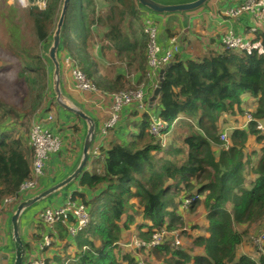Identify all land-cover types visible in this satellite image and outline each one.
<instances>
[{
    "label": "trees",
    "instance_id": "trees-1",
    "mask_svg": "<svg viewBox=\"0 0 264 264\" xmlns=\"http://www.w3.org/2000/svg\"><path fill=\"white\" fill-rule=\"evenodd\" d=\"M29 1L34 3L36 0ZM46 1L44 9L32 5L26 18L16 17L12 6L7 12L0 10L1 17L4 16V19L0 17V48L4 51L7 48L11 57H19L22 61L21 68L15 66L12 58L8 64L0 63V206L4 197L17 195V200L8 205L14 208L29 193L20 191L23 181L32 177L34 159V151L26 141L25 121L46 98L49 59L44 56L42 47L40 51V46L41 43L44 47L48 44L63 2ZM105 1L107 3L103 2L97 10L95 0H86L85 8L94 7L93 14L108 26L110 39H126L123 30L126 17H134L139 23L142 21L136 0ZM156 1L180 3L192 0ZM74 5L75 0H70L63 27L62 45L68 49H71L66 39L71 26L69 10ZM85 19H90V13L84 15ZM130 24H133L132 19ZM23 27L29 29V42H22ZM243 45L237 49L225 47L221 53L194 58L177 55L174 58L163 80L157 82L160 86L158 115L168 123V128L162 132L166 133L165 138L173 133L172 144L165 156L157 155L164 149L165 138L149 133V123L132 142L111 144L103 166L101 164V172H85L80 177V184L94 189L96 194L91 198L85 193L79 194L89 209L90 221L73 237L77 251L74 255L65 252L44 258L45 264H138L136 256L122 250L123 232L137 223L140 214L143 220L152 223L140 239L149 240L165 227L177 230L183 224L176 200L180 191L178 185L184 183L189 190L193 187V179L202 185L198 193L187 195L194 200L191 208L200 203L202 193L208 192L204 204L210 235L194 239L195 245L204 247V254L191 255L165 243L155 247L153 255L166 264H264V254L258 261L247 255L236 260L243 233L235 229L237 225L264 219V148L259 177L251 188H246L243 149L249 135H258V131L254 123L248 130L235 128L229 138L233 144L229 145L220 140L218 129L221 115L235 112V106L241 104L242 95L246 93L257 97L258 107L253 114L264 121V32L257 35L250 47ZM75 57L72 58L78 62ZM115 85H104L101 89L120 90L122 84ZM258 140L264 141V135H258ZM224 144L228 148L222 146L217 152L216 147ZM229 203H233L232 210L227 208ZM137 226L140 230L145 228L142 223ZM62 227L56 228L60 239H65L67 228ZM184 236L185 233L180 232L181 239ZM24 245L26 251L31 248L27 243ZM133 249L139 254H151L143 248ZM29 260L25 256L24 264Z\"/></svg>",
    "mask_w": 264,
    "mask_h": 264
},
{
    "label": "crops",
    "instance_id": "crops-1",
    "mask_svg": "<svg viewBox=\"0 0 264 264\" xmlns=\"http://www.w3.org/2000/svg\"><path fill=\"white\" fill-rule=\"evenodd\" d=\"M242 1L243 0H209L206 5L200 7L198 10L168 14L142 9L137 0L136 3L141 15L142 25L144 24V17L146 14H150L157 20L159 26V43L162 47L169 46L171 37L177 36L183 49V51H180L181 53L179 52L177 55H188L194 58L212 52L221 53L225 49L222 38L230 31H233L236 35L243 38V47H250L251 42L255 41L257 35L264 32V20L259 19L253 12L246 11L234 17L226 14V11L230 7L238 6ZM103 2H105V4L107 3L105 0H95L97 10L102 6ZM86 5V0H75L74 7L79 9L80 17L79 19L76 17L74 20L75 29L70 28L67 30L68 34L66 39L70 42L71 49L62 45L61 42L58 53L61 64V85L64 94L79 105L96 123V134L93 139L89 161L82 174L85 172L92 173L95 172V170L101 172V164L103 166L104 156L110 145L113 143L126 144L132 142L133 137L137 136V134L142 131L143 127L149 123V115L151 113L159 114L160 112V107L157 105L159 102V95L153 104H151V98L154 96L157 86L155 80H151L147 77V72L149 70L147 59L148 37L144 30L140 33L136 27L138 20L134 17H126L123 30L125 31V27L128 25L132 28L134 35L133 37L127 35L126 39L122 37L117 38L116 42V38L112 40L107 34H102L105 33V31H109L108 26L97 20V16L94 15L92 11L94 7H91V9L85 8ZM88 13H90V19L84 21V15ZM130 19H132L133 24H130ZM89 31L92 32L91 35ZM81 33L86 34L83 35ZM74 40L81 41V46L79 48L84 50L81 54L89 57L88 52L90 51L96 58H101V61H97V64H95L92 69H87V64L89 63L83 55H80L73 49ZM51 41L52 36L50 37L48 45H50ZM122 43L125 47L126 44H128L127 48H130L131 51L124 53ZM102 46H104V50L101 48ZM100 52H102L103 55H99L98 53ZM67 55L77 57V63L80 65L81 69L99 85L98 91H84L76 87L74 78L64 63V58ZM46 58L48 57L46 56ZM47 64L49 78L46 98L42 106L32 114L30 122L32 125L34 122L39 121L44 127L58 134L62 138L63 145L58 152L52 153L46 161L44 174L39 178L38 189L26 194L24 199L31 198L52 187L73 172L81 160L85 139L88 133V124L81 116L58 104L52 78L54 66L50 59ZM101 65H104L105 72L100 68ZM118 78H120V82H118ZM116 83L122 84L119 87L120 89L129 88L131 86H144L146 98L150 101V105L148 109H140L135 104L125 106L116 126L104 134L102 133V126L109 118L112 99L109 91L103 90L101 87L104 85L116 87ZM257 107V97L249 93L243 94L241 104L235 106V112H225L221 115L218 122L219 133L227 130L230 138L235 128L248 130L250 125L247 124L246 114L248 112L254 113ZM25 136L29 144L28 134L25 133ZM172 138L173 133H169L165 138V144H163L164 149L157 152L158 157L165 156V151H167L172 144ZM232 144L231 139H229V145ZM222 146L223 145L216 147L217 152L224 147ZM96 148L99 149V155L94 157L92 152ZM263 148L264 141H259L257 134H250L243 149L247 170L244 182L246 188H251L259 177L258 169L263 159ZM96 159L98 160L97 162L95 161ZM99 160L100 163H98ZM81 175L77 180L73 181L62 190L26 208L21 215L20 230L22 239L24 243L29 244L31 247L26 251V258H51L56 254H64L65 252L67 255H74L77 251L76 244L72 242L74 241V236L69 233L67 224L58 222L54 225L53 231L50 232L49 227L40 220L39 213L48 206H62L73 196H75L78 201H81V197L79 196L80 193H85L87 198L94 197L96 194L94 189L80 184ZM170 182L172 184L174 183L173 180ZM191 183L193 187L189 190H187L184 183L178 185L180 191L178 192L176 200L179 206L178 212L182 217L183 224H189L190 220L193 219V224H190L192 226L193 235L188 237L194 240L197 236L210 235L207 231L209 227V220L207 218L208 211L204 204L208 192L206 191L201 194L200 203L196 205L195 208L183 207L182 202L185 197L189 194L198 193V189L202 185L194 179ZM137 201L138 200L135 202ZM15 208L16 207L0 206V264H14L15 261L16 249L13 240V227L11 221ZM227 208L232 210L233 203H229ZM263 221L264 219L251 223H244L235 227L236 230L243 233V241L237 247V259L243 255H247L254 260H259L262 254L255 250L251 242V237L258 233ZM141 223L145 225V228L140 230L138 227V229L134 230L135 225ZM149 225H152L150 220H143L140 214V216L137 217V223L132 225L131 229L128 231L126 230V236H124L125 231L123 232L122 237L125 239H121V241L128 242V240L131 241L135 236L142 237V233L148 231ZM57 226L67 228V236L65 239H60L59 230L56 228ZM136 233H138V235H135ZM49 234H51L52 237V245L41 251L40 246L43 244L45 236ZM184 238L182 240H184ZM128 244H122L120 242L124 253L128 252L133 254L134 249ZM183 250H186L191 255H202L205 251L204 247L195 244L194 248L186 249L184 243ZM150 253V256H152V251ZM152 257L157 260L158 264H166L162 259L154 255ZM189 264H193V262H189Z\"/></svg>",
    "mask_w": 264,
    "mask_h": 264
},
{
    "label": "built area",
    "instance_id": "built-area-1",
    "mask_svg": "<svg viewBox=\"0 0 264 264\" xmlns=\"http://www.w3.org/2000/svg\"><path fill=\"white\" fill-rule=\"evenodd\" d=\"M23 7H29L32 4L38 5L40 8L46 7V0H36L34 3L29 0H17ZM253 12L258 18L264 14V0H243L239 6L230 7L226 14L228 16H238L243 12ZM144 31L147 34V59L149 70L147 77L151 80L158 79L160 70L172 62L175 56L181 51L182 47L179 43L178 37L173 36L170 39V44L167 47H162L159 43V26L150 14H146L144 18ZM222 42L227 48L236 49L242 45V37L236 35L233 31L226 33ZM64 63L71 72L74 78L75 85L80 90L96 92L99 90L98 85L93 79L88 77L81 69L78 63L67 55L64 58ZM112 104L110 107L109 118L102 126V133L106 134L110 129L114 128L121 117L123 108L130 104H135L140 109H148L150 101L146 98L144 86H137L135 88H125L110 93ZM247 124L254 123L255 129L264 135V121L258 119L252 112L246 114ZM168 128V123L161 119L157 113L149 115L148 131L152 135L160 138H165L166 133L162 132L163 129ZM221 139L228 142V131L225 130L220 135ZM165 144V140L164 143ZM29 145L34 151V159L31 167V178L23 181L20 191L33 192L38 189L39 178L44 174L45 164L52 153L58 152L62 148V138L53 133L50 129L44 127L39 121L31 125L29 134ZM93 156L99 155V149H94ZM17 200V195L6 196L3 199L2 207L4 204H12ZM193 199L187 198L184 201V206H189ZM39 218L48 227L50 232L53 231L54 225L58 222L67 224L68 231L72 236H76L83 230L90 221V212L85 203L78 201L76 198L71 197L62 206L46 207L39 213ZM172 234V236H171ZM180 232L178 230H169L163 228L156 231L149 240L140 238L133 239L128 245L136 250L145 249L147 252L152 251L155 247L170 243L173 248L178 249L181 245ZM253 246L259 252L264 254V223L259 229L258 233L251 238ZM52 245L51 234L45 236L43 244L40 246L41 251ZM145 260L141 259L138 264H144ZM28 264H45L44 258L30 259ZM146 264V263H145Z\"/></svg>",
    "mask_w": 264,
    "mask_h": 264
},
{
    "label": "water",
    "instance_id": "water-1",
    "mask_svg": "<svg viewBox=\"0 0 264 264\" xmlns=\"http://www.w3.org/2000/svg\"><path fill=\"white\" fill-rule=\"evenodd\" d=\"M141 5L157 12V13H176V12H188L196 10L204 5H206L209 0H192L188 2L180 3H162L156 0H137ZM70 0H63L61 13L57 21L56 29L52 35V41L46 51V56L52 62L53 69V87L56 95V100L58 104L74 112L75 114L81 116L88 124V133L85 139L83 154L78 166L71 172L66 178L53 185L52 187L34 195L31 198L22 200L15 208V211L12 215V227H13V240L15 243L16 257L14 264H23L25 262L26 249L22 239L21 230H20V218L26 208L34 205L36 202L41 201L56 192L62 190L64 187L68 186L73 181L77 180L82 174L84 168L86 167L93 143V139L96 134V123L94 119L89 116L79 105L72 101L69 97L64 94L61 85V64L58 58V53L60 50L62 42V31L66 20L67 11L69 8ZM171 63L166 65L160 71V81L163 80L165 71L170 67ZM160 93V86L158 85L155 89L154 96L151 98V104L157 99Z\"/></svg>",
    "mask_w": 264,
    "mask_h": 264
},
{
    "label": "rangeland",
    "instance_id": "rangeland-1",
    "mask_svg": "<svg viewBox=\"0 0 264 264\" xmlns=\"http://www.w3.org/2000/svg\"><path fill=\"white\" fill-rule=\"evenodd\" d=\"M62 4H63V2H62ZM32 5H36V4H32ZM32 5H30L29 7H23L18 1H16V0H0V10L1 11H4V12H7L8 11V7L9 6H12L11 7V10L14 12V14H15V16L16 17H18L19 18V16L21 17V18H26L27 17V15H28V11H29V9L31 8V6ZM141 6V5H140ZM239 6V5H238ZM235 7H237V6H235ZM141 8L142 9H147L145 6H141ZM199 9V8H198ZM197 9V10H198ZM0 11V12H1ZM195 11V10H194ZM191 12V11H190ZM69 15H70V19H69V21H68V23H69V25L71 24V26H70V28H72V29H75V23H74V20L76 19V17L79 19V17H80V15H79V9L78 8H75L74 6L73 7H70V10H69ZM59 16H60V14H59ZM0 17H1V15H0ZM4 16H2L1 18L2 19H4L3 18ZM0 18V19H1ZM259 19H262V20H264V14H263V16L261 17V18H259ZM86 20V19H85ZM84 20V21H85ZM3 21V20H2ZM57 21L58 20H56V22L54 23V25L52 26V32L54 33V31H55V29H56V26H57ZM124 24V26H125V23H123ZM3 25V24H2ZM4 27H5V25H3ZM136 27L138 28V30H139V32L141 33V31H143L144 30V24L142 25L141 23H139V22H137V25H136ZM4 29V28H3ZM137 30V31H138ZM89 33H90V35L92 34V32L91 31H89ZM125 33L127 34V35H129L130 37H133V35H134V32H133V30H132V28L129 26L128 27V25H126V27H125ZM81 34H83V35H85L86 33H81ZM103 35H106L107 34V32L105 31V33H102ZM23 35H24V37L22 38V42H29V38H30V32H29V29H28V27H23ZM53 35V34H52ZM5 40V39H4ZM5 41H7V38H6V40ZM116 42H117V37H116ZM72 45H73V43H72ZM81 46V41H75L74 40V51L75 52H78L80 55H83V54H81V52H83L84 50H82L81 48H79ZM122 46H123V52L124 53H128V52H130L131 51V49L130 48H126L124 45H123V43H122ZM44 49L43 50V54H44V56H46V51H47V49H48V47H49V45L47 44V45H45V47H44V45H43V43H41V46H40V51H42V48ZM101 48H103V50H104V46H102ZM0 52H1V54H0V63H2V64H4V63H6V64H8L9 62H10V60H9V58H12L13 60H14V62H15V66L16 67H18V68H21L22 67V61H21V59L19 58V57H11V52H9V50H7V48H6V51H4V50H2L1 48H0ZM74 52V53H75ZM99 55H103V53L102 52H100V53H98ZM88 55H89V57H87L86 55H83V57L86 59V61L89 63V64H87V69H92L94 66H95V64H97V61H101V58H96L95 56H93V54L89 51L88 52ZM101 69H102V71H104L105 72V68H104V65H101V67H100ZM158 81V79H155V82H157ZM23 85V84H22ZM112 91H110L109 93H111ZM32 119V116L29 118V119H27L26 121H25V127H24V130H25V132H26V134H28V136H29V132H30V129H31V122H30V120ZM246 174H247V170H246ZM8 205L9 204H4L3 205V207H8ZM48 207H55V206H48ZM193 222V219H191L190 220V222H189V224H182V225H180L179 226V228H177V230L179 231V232H184L185 233V238H184V240H181V245L178 247V249H183V243H184V245H185V248L186 249H191V248H194V244H193V239L192 238H189L188 236H190V235H193V232H192V226L190 225V224H193L192 223ZM195 226V225H194ZM136 229H138V226L137 225H135V228H134V230H136ZM128 231V230H127ZM127 231H125V235L124 236H126L127 235ZM135 235H138V233H136ZM171 236H172V234H171ZM136 237L137 238H140L139 236H135L134 238H132V240L133 239H136ZM121 239H125L124 237H121ZM131 240V241H132ZM130 240H128V242H124V241H120L122 244H128V243H130L131 242ZM149 253V252H148ZM133 256H136L135 257V260H136V263H138L141 259H144L146 262V264H158V262H157V260H155L152 256H150V254H147V253H142V254H139V252H133ZM236 260H237V258H236ZM144 263V264H145Z\"/></svg>",
    "mask_w": 264,
    "mask_h": 264
},
{
    "label": "clouds",
    "instance_id": "clouds-1",
    "mask_svg": "<svg viewBox=\"0 0 264 264\" xmlns=\"http://www.w3.org/2000/svg\"><path fill=\"white\" fill-rule=\"evenodd\" d=\"M16 1H17V0H16ZM46 2H47V1H46ZM139 4H140V3H139ZM41 9H42V8H41ZM43 9H44V8H43ZM151 11H153V10H151ZM153 12H155V11H153ZM144 18H145V17H144ZM147 42H148V41H147ZM242 43H243V38H242ZM223 45H224V44H223ZM224 46H225V45H224ZM226 48H227V47H226ZM238 48H239V47H238ZM236 49H237V48H236ZM175 57H176V56H175ZM173 60H174V59H173ZM173 60H172V61H173ZM171 63H172V62H171ZM169 64H170V63H169ZM78 65H79V64H78ZM79 66H80V65H79ZM162 69H163V68H162ZM160 71H161V70H160ZM157 82L159 83V80H158ZM157 82H156V86H158V85H157ZM250 124H251V123H250ZM250 124H249V125H250ZM115 126H116V125H115ZM112 129H113V128H112ZM29 134H30V132H29ZM220 135H221V133H220ZM220 135H219V136H220ZM258 135H261V134L258 132ZM228 137H229V132H228ZM220 140L223 141V140L221 139V137H220ZM223 142H225V141H223ZM228 142H229V140H228ZM223 146H224V147H228V145H225V144H224ZM73 197L75 198V196H73ZM199 197H200V196H199ZM199 197H198V198H199ZM187 198H188V197L186 196L185 199L183 200V204H182V206L185 207V208H190V206H191V204L193 203L194 200L192 201V203H191L189 206L186 207V206H184V201H185ZM81 201H82V199H81ZM82 202H83V201H82ZM83 203H84V202H83ZM85 205H86V204H85ZM86 206H87V205H86ZM87 208H88V207H87ZM263 223H264V221H263ZM263 223H262V225H263ZM262 225H261V227H262ZM261 227H260V228H261ZM166 228H167V227H166ZM258 231H259V230H258ZM251 238H252V237H251ZM251 242H252V240H251ZM252 244H253V242H252ZM169 245L172 247V245H171L170 243H169ZM254 248H255V247H254ZM174 249H176V248H174ZM255 250H256V249H255ZM256 251H257V250H256ZM150 252H151V251H150ZM257 252H259V251H257ZM259 253L263 254L262 252H259ZM24 263H25V262H24ZM24 263H23V264H24Z\"/></svg>",
    "mask_w": 264,
    "mask_h": 264
}]
</instances>
